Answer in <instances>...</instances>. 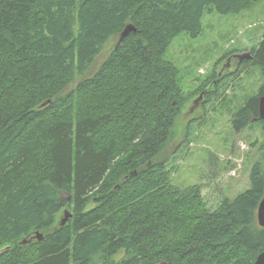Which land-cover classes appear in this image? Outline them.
Listing matches in <instances>:
<instances>
[{
	"label": "trees",
	"instance_id": "trees-1",
	"mask_svg": "<svg viewBox=\"0 0 264 264\" xmlns=\"http://www.w3.org/2000/svg\"><path fill=\"white\" fill-rule=\"evenodd\" d=\"M263 2L0 0V264H253L264 167L213 209L198 186L171 184L164 153L186 99L164 55L205 16ZM248 53L261 82L231 126L264 133V34ZM62 210L72 217L56 224Z\"/></svg>",
	"mask_w": 264,
	"mask_h": 264
},
{
	"label": "rangeland",
	"instance_id": "rangeland-1",
	"mask_svg": "<svg viewBox=\"0 0 264 264\" xmlns=\"http://www.w3.org/2000/svg\"><path fill=\"white\" fill-rule=\"evenodd\" d=\"M202 28L195 38L185 33L173 38L164 55L179 70L181 95L186 99L164 157L172 170L171 184L177 188L198 186L203 200L213 209L217 202L233 200L249 189L255 164L264 167L261 127L251 124L235 132L231 126L232 115L257 93L261 82L257 66L245 65L233 56L250 52L263 36L264 2L250 12L207 15ZM213 73L221 84L200 90ZM205 91H215L211 100ZM200 96L195 106L193 102ZM65 211L56 216V224Z\"/></svg>",
	"mask_w": 264,
	"mask_h": 264
},
{
	"label": "water",
	"instance_id": "water-1",
	"mask_svg": "<svg viewBox=\"0 0 264 264\" xmlns=\"http://www.w3.org/2000/svg\"><path fill=\"white\" fill-rule=\"evenodd\" d=\"M135 32H136V28L134 26L127 25L123 29V31L120 33L119 39L120 40L124 39L129 34H132ZM234 58L237 59L239 62L245 61V60H247V61L252 60V56L248 52L244 53V54L234 55ZM258 107H259L258 117L263 118L264 117V97L260 98ZM63 215H64V218L60 222L61 225H64L65 222L68 221L69 219H71V217H72V215L67 211H65ZM256 222L260 228H264V197L261 199V201L259 202L258 207H257ZM31 239L41 240L42 235L35 232V235H33V237H31ZM31 239L30 238L24 239L22 241V244H26V243L30 242ZM253 264H264V250L257 255Z\"/></svg>",
	"mask_w": 264,
	"mask_h": 264
},
{
	"label": "flooded vegetation",
	"instance_id": "flooded-vegetation-1",
	"mask_svg": "<svg viewBox=\"0 0 264 264\" xmlns=\"http://www.w3.org/2000/svg\"><path fill=\"white\" fill-rule=\"evenodd\" d=\"M233 58H234V56H233ZM235 59V58H234ZM237 60V59H236ZM238 61V60H237ZM239 62V61H238ZM202 98V96H200L195 102H193V104L196 106V105H198V101L200 100Z\"/></svg>",
	"mask_w": 264,
	"mask_h": 264
},
{
	"label": "bare ground",
	"instance_id": "bare-ground-1",
	"mask_svg": "<svg viewBox=\"0 0 264 264\" xmlns=\"http://www.w3.org/2000/svg\"><path fill=\"white\" fill-rule=\"evenodd\" d=\"M72 12V11H71ZM235 14H237V13H235ZM122 32V31H121ZM259 98V97H258ZM245 104V103H244ZM234 116V115H233ZM235 118V117H234ZM157 163V162H156ZM163 165V164H162ZM73 228V227H72ZM262 252V251H261Z\"/></svg>",
	"mask_w": 264,
	"mask_h": 264
}]
</instances>
